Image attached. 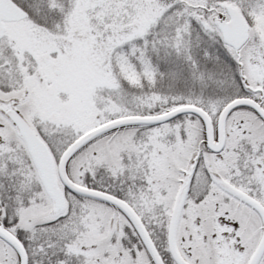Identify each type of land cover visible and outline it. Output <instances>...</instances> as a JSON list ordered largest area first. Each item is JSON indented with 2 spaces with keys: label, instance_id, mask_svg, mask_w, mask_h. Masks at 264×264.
I'll return each mask as SVG.
<instances>
[{
  "label": "snow or ice",
  "instance_id": "obj_1",
  "mask_svg": "<svg viewBox=\"0 0 264 264\" xmlns=\"http://www.w3.org/2000/svg\"><path fill=\"white\" fill-rule=\"evenodd\" d=\"M0 264H264V0H0Z\"/></svg>",
  "mask_w": 264,
  "mask_h": 264
}]
</instances>
